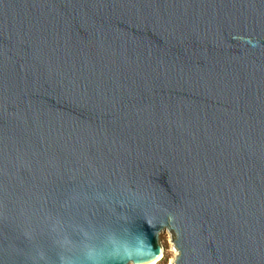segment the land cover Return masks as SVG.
I'll use <instances>...</instances> for the list:
<instances>
[{
    "label": "water",
    "instance_id": "95a60500",
    "mask_svg": "<svg viewBox=\"0 0 264 264\" xmlns=\"http://www.w3.org/2000/svg\"><path fill=\"white\" fill-rule=\"evenodd\" d=\"M163 230L264 264V0H0V264Z\"/></svg>",
    "mask_w": 264,
    "mask_h": 264
},
{
    "label": "clouds",
    "instance_id": "9594fccd",
    "mask_svg": "<svg viewBox=\"0 0 264 264\" xmlns=\"http://www.w3.org/2000/svg\"><path fill=\"white\" fill-rule=\"evenodd\" d=\"M154 249L148 240V237L143 234L136 242H121L114 243L110 257L121 264H149L153 258ZM89 255H92L90 252Z\"/></svg>",
    "mask_w": 264,
    "mask_h": 264
},
{
    "label": "rangeland",
    "instance_id": "374dc122",
    "mask_svg": "<svg viewBox=\"0 0 264 264\" xmlns=\"http://www.w3.org/2000/svg\"><path fill=\"white\" fill-rule=\"evenodd\" d=\"M159 239L163 248V253L156 264H170L174 261L177 254V250L172 242L171 233L168 230H163L159 235Z\"/></svg>",
    "mask_w": 264,
    "mask_h": 264
},
{
    "label": "bare ground",
    "instance_id": "6f19581e",
    "mask_svg": "<svg viewBox=\"0 0 264 264\" xmlns=\"http://www.w3.org/2000/svg\"><path fill=\"white\" fill-rule=\"evenodd\" d=\"M154 263H156V262H154ZM154 263H152V264H154Z\"/></svg>",
    "mask_w": 264,
    "mask_h": 264
}]
</instances>
